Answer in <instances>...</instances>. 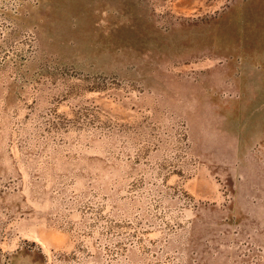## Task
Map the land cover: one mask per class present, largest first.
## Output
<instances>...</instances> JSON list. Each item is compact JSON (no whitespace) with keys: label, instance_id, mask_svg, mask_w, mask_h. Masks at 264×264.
<instances>
[{"label":"rangeland","instance_id":"1","mask_svg":"<svg viewBox=\"0 0 264 264\" xmlns=\"http://www.w3.org/2000/svg\"><path fill=\"white\" fill-rule=\"evenodd\" d=\"M0 264H264V0H0Z\"/></svg>","mask_w":264,"mask_h":264}]
</instances>
